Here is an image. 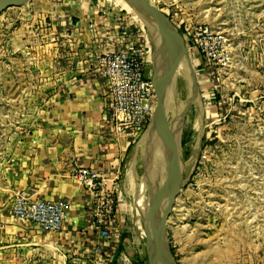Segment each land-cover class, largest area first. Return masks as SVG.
I'll return each mask as SVG.
<instances>
[{
    "label": "rangeland",
    "instance_id": "obj_1",
    "mask_svg": "<svg viewBox=\"0 0 264 264\" xmlns=\"http://www.w3.org/2000/svg\"><path fill=\"white\" fill-rule=\"evenodd\" d=\"M36 1L26 0L0 14V156L27 131L47 101L39 94L41 86L52 88L53 80L47 79L52 63L35 58L38 49H27L37 46L41 25L49 23L40 22L45 5ZM93 1L102 8L124 10L119 0ZM125 1L139 20L127 16L152 80L156 43L146 20ZM151 1L188 48L186 57L172 58L165 82L166 115L175 137L172 173L168 175L166 162L162 168L171 187L179 188L167 225L168 244L179 264H264V0ZM200 26L221 38L219 55L205 66L189 35ZM186 60L193 62L191 72L181 70ZM147 128L131 144L126 169H132L135 146ZM169 143L164 141V149ZM149 148L147 158L132 170L134 193L126 183V170L114 192L121 249L134 264H148L147 238L161 214L150 183ZM187 166L190 174L183 181ZM14 261L0 254V264Z\"/></svg>",
    "mask_w": 264,
    "mask_h": 264
},
{
    "label": "crops",
    "instance_id": "obj_2",
    "mask_svg": "<svg viewBox=\"0 0 264 264\" xmlns=\"http://www.w3.org/2000/svg\"><path fill=\"white\" fill-rule=\"evenodd\" d=\"M39 1L45 5L38 14L40 22L49 23L41 25L37 46L27 49H38L35 58L43 56L52 63L47 78L53 80L52 88L41 86L39 94L47 96V101L27 124V131L0 156V254L14 258L15 264H125L126 259L134 264L121 249L117 220L112 238L101 240L105 225L101 218L89 216L87 198L75 173L81 167L95 169L116 192L118 178L126 170L136 135H119L105 122V85L94 71V61L119 47L118 42H123L121 46L134 42L136 33L127 16L139 20L125 8L121 12L102 8L93 0L34 3ZM186 55L188 48L182 57ZM19 192L66 198L69 210L63 229L45 232L14 217L11 209ZM101 241L103 254L97 251Z\"/></svg>",
    "mask_w": 264,
    "mask_h": 264
},
{
    "label": "built area",
    "instance_id": "obj_3",
    "mask_svg": "<svg viewBox=\"0 0 264 264\" xmlns=\"http://www.w3.org/2000/svg\"><path fill=\"white\" fill-rule=\"evenodd\" d=\"M189 35L205 59L204 66L219 55L221 38L208 27L193 28ZM134 40L124 46H121L122 41L118 42L119 47L103 52L94 61V71L105 85L104 120L119 135L128 132L136 136L142 134L149 126L155 107L153 83L145 72L144 50L137 45L136 37ZM75 178L83 186L89 216L101 218L105 225L101 240L111 239L116 229L112 187L106 177L89 167L79 168ZM68 210L66 198H39L28 192L17 193L11 209L14 217L34 223L45 232L61 231ZM95 211L98 213L96 216L93 215ZM97 251L105 252L103 241L97 246Z\"/></svg>",
    "mask_w": 264,
    "mask_h": 264
},
{
    "label": "water",
    "instance_id": "obj_4",
    "mask_svg": "<svg viewBox=\"0 0 264 264\" xmlns=\"http://www.w3.org/2000/svg\"><path fill=\"white\" fill-rule=\"evenodd\" d=\"M26 0H0V14L6 9L21 5ZM132 6L139 11L141 17L148 22L151 35L155 38L157 64L156 71L152 79L156 96V107L153 117L147 129L152 130L151 141L154 146V155L151 165H149L150 183L155 191V196L159 201L160 217L152 225L146 242L148 264H179L176 256L168 244L167 225L171 216L174 201L177 196L178 187H171L172 162L170 156L171 145L175 137V131L169 126L166 115V77L170 72V62L174 56L178 58L187 52V47L183 44L182 38L172 25L166 22L164 16L151 0H129ZM171 133V135H170ZM169 139L166 146V163L168 164V175L165 176L161 165V149L164 141ZM160 156V157H159ZM181 176L180 178H182Z\"/></svg>",
    "mask_w": 264,
    "mask_h": 264
},
{
    "label": "bare ground",
    "instance_id": "obj_5",
    "mask_svg": "<svg viewBox=\"0 0 264 264\" xmlns=\"http://www.w3.org/2000/svg\"><path fill=\"white\" fill-rule=\"evenodd\" d=\"M117 2H119V4L123 7V8H125V9H127V10H131V6L129 7V3L128 2H126L125 0H119V1H117ZM134 8V7H133ZM138 13V12H137ZM148 23V22H147ZM149 32H150V38H151V40H152V43L154 44V46H155V43L157 44V42H156V40H155V38H153L152 37V35H151V30L149 29ZM187 46V45H186ZM149 51H150V49H149ZM154 52H153V55H154V59H153V65L155 66L156 64H157V52H156V50H153ZM184 63L185 62H183V63H181V70H183V71H187V72H191L192 71V65H193V62H192V65L190 64V62L188 61V60H186V63L188 64V66H190V67H188L187 66V64H186V66L184 65ZM190 69V70H189ZM180 72H178L177 74H176V76L179 74ZM186 79V78H185ZM185 82V84L187 85L188 84V82H186V81H184ZM188 86V85H187ZM186 91H187V88H186ZM185 92V91H184ZM168 102V101H167ZM172 122V121H171ZM151 137H152V130H149V129H147L146 130V132H145V134L143 135V137L140 139V141L136 144V146H135V149H134V153H133V158H132V161L130 162V166L132 167V169H129V168H127L126 169V183L130 186V192L132 193H134V178H133V176H132V170L135 168V167H137L139 164H140V162H142L141 160H143V158H144V160L147 158V156L149 155L148 154V151L150 150V146L152 147V156L150 157V161H149V165H151V161H152V157H153V155H154V146H153V143H152V141H151ZM150 142V143H149ZM150 144V145H149ZM149 145V146H148ZM160 156H161V165H162V162H163V164L166 162V159H165V156H166V151H165V149H164V147H162V149H161V153H160ZM159 156V157H160ZM163 159V160H162ZM146 166V165H145ZM138 172V171H137ZM183 174H182V176H183V181H185L186 179H187V177L189 176V174H190V170H189V168H188V166L183 170V172H182ZM141 177V176H140ZM141 183V182H140ZM144 187V186H143ZM125 188V187H124ZM127 189V188H126ZM132 193V194H133ZM148 198V197H147ZM146 231V230H145ZM142 235V234H141ZM144 235H146V234H144Z\"/></svg>",
    "mask_w": 264,
    "mask_h": 264
}]
</instances>
